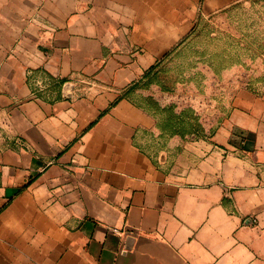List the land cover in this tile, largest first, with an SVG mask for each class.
<instances>
[{"label":"crops","instance_id":"obj_1","mask_svg":"<svg viewBox=\"0 0 264 264\" xmlns=\"http://www.w3.org/2000/svg\"><path fill=\"white\" fill-rule=\"evenodd\" d=\"M243 1L0 0V264H264V83L182 177L128 94Z\"/></svg>","mask_w":264,"mask_h":264},{"label":"rangeland","instance_id":"obj_2","mask_svg":"<svg viewBox=\"0 0 264 264\" xmlns=\"http://www.w3.org/2000/svg\"><path fill=\"white\" fill-rule=\"evenodd\" d=\"M264 83V0L199 17L190 35L130 91L157 119L149 150L174 176L226 115L239 86ZM197 155V154H196Z\"/></svg>","mask_w":264,"mask_h":264},{"label":"trees","instance_id":"obj_3","mask_svg":"<svg viewBox=\"0 0 264 264\" xmlns=\"http://www.w3.org/2000/svg\"><path fill=\"white\" fill-rule=\"evenodd\" d=\"M167 55H168V54H167ZM167 55H166V56H167ZM159 63H160V62H159ZM159 63L156 64V65H159ZM155 67H156V66L152 67V69H151L146 75L151 74L152 71H153V69H154ZM60 83L63 84V81H61ZM32 85H33V83H32ZM132 89H133V87L130 88V90L128 91V94L130 93V91H131ZM34 92H35L36 94L40 95V91L37 90L36 86H34Z\"/></svg>","mask_w":264,"mask_h":264},{"label":"built area","instance_id":"obj_4","mask_svg":"<svg viewBox=\"0 0 264 264\" xmlns=\"http://www.w3.org/2000/svg\"><path fill=\"white\" fill-rule=\"evenodd\" d=\"M41 86V84H39ZM115 232H117V230H115Z\"/></svg>","mask_w":264,"mask_h":264}]
</instances>
